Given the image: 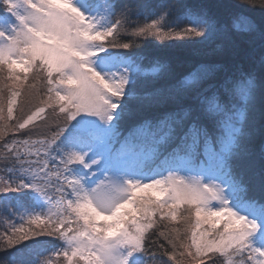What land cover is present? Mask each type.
Masks as SVG:
<instances>
[{
    "label": "snow or ice",
    "instance_id": "1",
    "mask_svg": "<svg viewBox=\"0 0 264 264\" xmlns=\"http://www.w3.org/2000/svg\"><path fill=\"white\" fill-rule=\"evenodd\" d=\"M215 7L0 0V264H264V0Z\"/></svg>",
    "mask_w": 264,
    "mask_h": 264
},
{
    "label": "trees",
    "instance_id": "2",
    "mask_svg": "<svg viewBox=\"0 0 264 264\" xmlns=\"http://www.w3.org/2000/svg\"><path fill=\"white\" fill-rule=\"evenodd\" d=\"M197 2H203L208 4L213 12L224 13V12H234L238 10L231 7L227 9H223V8L217 9L215 6L219 4L233 5L239 3V0H197ZM165 43H171V42H165ZM149 47H151V45ZM161 51L167 53L168 55L179 57V60L175 62V67L177 72L185 71L189 63H198L202 60L210 61L214 63H224V64L229 63V57L227 55L216 54L211 57H206L203 55H189L187 54L186 50H182V49H161ZM255 143L257 145L259 144L258 137L256 138Z\"/></svg>",
    "mask_w": 264,
    "mask_h": 264
}]
</instances>
